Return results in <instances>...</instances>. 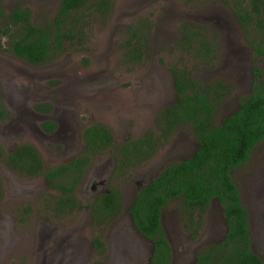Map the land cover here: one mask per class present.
Returning <instances> with one entry per match:
<instances>
[{
  "label": "rangeland",
  "instance_id": "rangeland-1",
  "mask_svg": "<svg viewBox=\"0 0 264 264\" xmlns=\"http://www.w3.org/2000/svg\"><path fill=\"white\" fill-rule=\"evenodd\" d=\"M245 0H111L107 17L85 9L82 40L65 43L50 60L31 64L14 55L4 44L0 49V95L8 98L10 120L0 128V146L7 153L17 144L35 147L44 169L80 154L84 127L105 125L113 146L127 138L155 133L158 112L176 99L168 67L184 65L200 81L221 78L231 88L216 106L213 121L232 111L250 91V67L264 70V56L248 43L233 13V4ZM58 0H2L4 11L15 6L29 9V20L41 25L51 19ZM147 17L150 31L140 62L122 59L121 42L127 24ZM190 22L204 29L215 45V59L203 63L176 48L181 25ZM203 31V30H202ZM49 99L50 110L37 113L33 105ZM59 119L52 133H43L40 122ZM13 119V120H12ZM197 147L190 125L176 127L148 159L123 176L111 175L110 150L94 155L73 194L75 205L59 210L60 190L42 174L26 176L6 166L0 157V264H147L149 241L133 228L127 206L136 186L144 185L165 165L187 157ZM112 149V148H111ZM72 153V154H70ZM74 153V154H73ZM102 170L104 185L93 180V169ZM110 168V170H109ZM113 168V166H112ZM231 178L246 210L251 249L264 264V138L246 160L231 170ZM65 184L69 179L57 177ZM91 184L93 185L91 187ZM115 186L121 209L105 224L91 219L88 206L94 194ZM180 201L170 200L160 211V223L170 246L169 264H191L201 249L223 234L222 209L212 199L204 209L194 237L183 227ZM101 244L96 245L94 238Z\"/></svg>",
  "mask_w": 264,
  "mask_h": 264
},
{
  "label": "trees",
  "instance_id": "trees-1",
  "mask_svg": "<svg viewBox=\"0 0 264 264\" xmlns=\"http://www.w3.org/2000/svg\"><path fill=\"white\" fill-rule=\"evenodd\" d=\"M110 6L111 0H58L51 19L33 25L28 8L15 6L6 12L0 0V37L6 35L7 49L28 63L47 61L58 55L66 47L65 43L82 40L85 9L105 18ZM232 9L242 31L249 35L251 49L264 56V0L236 1ZM149 29L147 17L126 25L120 44L124 62L131 65L140 62ZM180 30L182 36L175 42L176 48L203 63L215 59V45L204 34V29L187 22ZM1 44L0 49L3 48ZM168 70L176 99L156 115V133L150 129L143 136L127 138L113 146L110 130L101 123H90L82 131L83 152L67 163L44 169L35 147L28 143L17 144L5 154L0 146L2 162L26 176L42 174L51 187L60 190L55 199L56 207L71 209L75 205L73 189L94 154L110 150L114 160L111 175L123 176L129 168L154 154L176 127L188 124L197 147L187 157L165 165L138 187L128 205L127 212L135 230L152 243L149 264H169L171 258L170 246L160 223L161 208L170 200L180 201L183 227L190 237H194L202 213L212 199L222 209L223 235L217 242L198 251L191 264H263L260 256L251 249L246 210L231 178V170L244 162L251 148L264 138V70L258 66L250 67V91L218 122L213 121L214 110L229 93V81L221 78L197 80L182 64L172 63ZM36 108L45 110L48 106ZM3 118L4 111L0 107V119ZM53 126L51 120L41 123L45 130ZM57 177H65L69 183L55 181ZM88 206L96 224L107 223L121 209L118 188L112 186L96 195ZM94 242L101 244L96 237Z\"/></svg>",
  "mask_w": 264,
  "mask_h": 264
},
{
  "label": "flooded vegetation",
  "instance_id": "flooded-vegetation-1",
  "mask_svg": "<svg viewBox=\"0 0 264 264\" xmlns=\"http://www.w3.org/2000/svg\"><path fill=\"white\" fill-rule=\"evenodd\" d=\"M3 8V7H2ZM11 10V9H10ZM10 10H8L7 12H9ZM236 18V17H235ZM237 20V19H236ZM238 22V21H237ZM239 24V23H238ZM2 36L3 35H1V37H0V42L2 43ZM2 45V47H3V43L1 44ZM6 47V46H5ZM43 105H47L48 106V109H45V110H42V109H38V108H36V106H40V107H42ZM0 107L3 109V111H4V118L3 119H0V128H2L3 130H5V128H6V126L8 125V124H10V120L8 119V120H6V121H4V119L9 115V113L10 112H12V104H11V102L9 101V99L6 97V98H3V97H1V95H0ZM50 107H51V101L49 100V99H46V100H44V101H41V102H37V103H35L34 105H33V110L34 111H36L37 113H47L49 110H50ZM13 120V119H12ZM47 120H51V121H53L54 122V126L50 129V130H45V129H43L42 127H41V123L43 122V121H46V120H43L42 122H40V127H41V131L43 132V133H47V134H49V133H52L59 125H60V120L58 119H53V118H51V119H47ZM81 140H82V137H81ZM83 142V141H82ZM16 146V145H15ZM14 146V147H15ZM14 147H12V149H10V150H8L7 151V153L8 152H11L13 149H14ZM2 149V148H1ZM84 149V143H83V146H82V150ZM2 152H3V150H2ZM83 152V151H82ZM81 152V153H82ZM80 153V154H81ZM70 154H72V153H70ZM74 154V153H73ZM80 154H78V155H80ZM78 155H73L67 162H69L70 160H72L73 158H75V157H77ZM94 155H96V154H94ZM93 155V156H94ZM92 156V157H93ZM67 162H64V163H67ZM112 166L113 165H111V169H112ZM10 168V167H9ZM15 170V169H14ZM109 170H110V168H109ZM84 171H85V169L83 170V172H82V175H81V177L83 176V174H84ZM93 175V180L95 181V183H96V179H98V181H97V183H99L100 185H104L105 184V180L103 179V177L102 178H100L101 177V175H102V170H100V171H96V167L93 169V172L92 173H90V175ZM80 177V178H81ZM80 180V179H79ZM78 180V181H79ZM78 183V182H77ZM76 183V184H77ZM76 186V185H75ZM93 185L91 184V187H92ZM141 185H139V186H136L135 187V189H134V192L136 191V189L138 188V187H140ZM0 190H1V180H0ZM74 190V189H73ZM105 191H107V189H105ZM104 192V191H103ZM103 192H101V193H103ZM134 192H133V194H134ZM133 198V197H132ZM92 199L94 200V199H96V194H94L93 196H92ZM131 201H132V199H131ZM131 201H130V203H131ZM129 203V204H130ZM128 204V205H129ZM128 205L127 206H125V208L126 209H128ZM129 217H130V221L132 222V219H131V216L129 215ZM222 222H223V220H222ZM132 225H133V223H132ZM133 228H134V226H133ZM223 235V234H222ZM222 235H221V237H222ZM142 236V235H141ZM143 237V236H142ZM220 237V238H221ZM143 238H145V237H143ZM220 238L218 239V240H220ZM146 239V238H145ZM148 240V239H147ZM217 240V241H218ZM149 241V244H150V250H149V254H148V256H147V264H149V259H150V254H151V251H152V243H151V241L150 240H148ZM216 241V242H217ZM193 260H194V258H193Z\"/></svg>",
  "mask_w": 264,
  "mask_h": 264
},
{
  "label": "water",
  "instance_id": "water-1",
  "mask_svg": "<svg viewBox=\"0 0 264 264\" xmlns=\"http://www.w3.org/2000/svg\"><path fill=\"white\" fill-rule=\"evenodd\" d=\"M139 234V233H138Z\"/></svg>",
  "mask_w": 264,
  "mask_h": 264
}]
</instances>
